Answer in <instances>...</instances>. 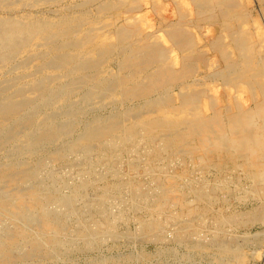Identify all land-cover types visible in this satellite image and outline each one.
<instances>
[{
	"label": "rangeland",
	"instance_id": "obj_1",
	"mask_svg": "<svg viewBox=\"0 0 264 264\" xmlns=\"http://www.w3.org/2000/svg\"><path fill=\"white\" fill-rule=\"evenodd\" d=\"M28 1L31 2V0ZM28 1H25L28 4L27 6L25 2H22L19 3L20 6L19 4H15V7L13 5L12 8H0V20L26 18V20H31L32 22L46 20L57 24L62 18L65 19L66 16L70 19H77V17L80 18L84 15H94L104 8L103 5H105V8H111L119 5L124 0H56V3L54 0L39 4V7L37 5L35 6L33 2L29 3ZM145 1L141 3L139 12L146 15V19L149 16L151 21H153L155 28L152 31L153 37L151 36L150 38L156 39L157 37L163 36L166 31V28L164 27H167L166 24L169 25L170 20L166 15L168 14L166 10H168V12L170 10L174 12L177 9V4L174 1L166 2L164 0ZM235 1L237 2L236 4H240L243 7L244 18L242 20V26L249 32L251 46L253 49L256 48V61H264V0ZM187 2L188 5L194 9V4L189 0H187ZM29 4L33 5L30 6ZM21 5H24L25 7ZM245 11L247 13H245ZM110 14L111 16H116L117 11L113 9L110 11ZM203 27L205 28L204 25H201L199 28H197L199 30H197L196 33H200L204 29ZM188 28L189 31H196L194 27ZM144 35H146V40L150 33L143 34L141 38ZM133 42L134 41H132L131 44ZM133 45L134 43L131 46ZM123 46L125 48L127 47V50H130L128 49L129 46L127 44H124ZM123 46L115 48L109 59H106L108 62L104 61V64L106 62L107 63L105 67L101 69V71L104 70V76L100 77V79L98 76L96 77L94 75L96 69L99 71V68L97 67H90V70L88 67L89 71L86 67H77V69H80L79 71L77 70L78 76L76 75V72L73 73V76H69V67L57 69L46 66L45 68L46 63L50 61L55 55L53 52L46 53L45 51V54L41 53L40 55V62L37 61L35 63L37 66L30 64L28 69H23L20 66H16L18 65L17 62L19 59H14L9 65L6 66L7 68L3 67L1 69L3 72L0 71V85H2L0 86V120L8 115V110L11 109L12 111L14 110L16 112L13 111V114L9 112V121H7V123L5 122L0 128V176L3 175L0 177V200L6 201V196L11 197L12 193L16 192L17 194L19 193L25 196L23 197L20 195L24 202L27 203L31 201L27 204L34 205L36 207H29L28 213L31 218L27 220H22L19 218L16 219L11 216H0V264H264V197L254 198L252 195H250L251 197L248 195H245L243 198L240 197L237 193L242 187L245 186L236 182V175L233 171L228 170L229 167L227 165L226 170H222V168H225L223 163L217 165V168L215 167L216 165L213 164V168L211 167L210 170H208L209 173H206L205 181H203L205 182V188L207 190H212L211 192H213L215 196H213L211 200L208 199L205 201H199L187 194L185 197L186 200H184L185 206H181L176 203V205L170 206L164 215H162L160 219L157 220L160 225L158 229L151 228L149 231L142 229L139 222L146 216H143L144 214L139 213L138 211L132 212L130 209H125V214H120V209L122 208L119 205V202H115L114 200L104 203L103 206L105 207L103 209L105 210L100 214L94 213L92 210V207L95 206L94 204V206L92 205L93 200L96 199L94 198L96 197L95 193L98 194L100 191L105 189V186L107 187L108 185L111 186L110 189H112V192L115 194L122 192L123 201L128 200L129 191H119L124 188V186L121 188V185L124 184L123 182L126 178V174L128 176L137 174V172L139 173L137 180H139L142 185L140 190L142 192L147 193V190H152L156 186L154 182L155 180L150 181V179L152 180V177H149L150 175L140 173L141 168L143 167V164L139 159L141 154L144 152L142 148L141 150L139 149L136 151V154L117 152L115 153L116 155L114 154L115 156L113 159L104 161L103 158H105V153L110 150L111 146L109 140L104 138L101 139L100 137V135L103 133L102 130L107 129V127L105 128L104 126L107 125L108 127H111V124L116 120L128 123L132 119L141 118L142 116H146L148 113H150V111H152L154 107L158 106L159 104H164L167 102H174L173 104L176 105L180 104L188 96L195 92L194 84L198 85L201 90H205V95L208 94L207 91L209 87L217 86L224 88L227 86L224 89L229 91V94L231 95L232 93H236L235 90L237 85L242 82L236 75H233L234 77L231 75V77H233L232 80H234L228 85L226 84L228 77H226V75L219 76L217 74L219 72V68H217L216 65H212L214 68L210 70L208 66L205 65L206 69L203 73L200 72L194 76L192 75V77L189 79L179 78L178 80L176 79L178 77H175L173 81H167L166 83L168 84L165 83L164 79H161L162 81L158 83L160 86H157L155 91L152 92L146 90V88H148L151 84V78L149 77L146 78L145 81L147 80L146 82H148L149 79L150 83L142 84V88H146H143L144 90L141 89L139 91L134 90V95H132L133 92H130L129 95L123 97L120 95V91L116 89L112 92V94H115V96L111 97V99L107 100L105 96V100L103 98L101 99V95L104 94L103 90H106L108 86H111L112 84L120 82L117 80H123L124 77H127V71H132L126 70L124 65L126 63L129 64L136 55L128 53V56H126L127 54H123ZM78 49L83 52V55L80 56L77 61V63L80 62L78 65H85L84 63L87 64L89 62L88 64L92 63L93 66V60H96V58L100 55L97 54L100 52L97 51L96 53V51L92 50V48H87L84 46H81V48L77 49L68 48L66 50L70 54L76 55L78 52L76 50ZM84 49L87 54L85 53ZM120 49L122 52H120ZM49 53L51 54L49 55ZM47 56L49 58H47ZM89 57L91 58L89 59ZM121 58H123V61ZM124 61L126 63H123ZM175 71H177V69L173 70L172 72ZM53 75L55 78L53 77L52 80L51 77ZM81 76H83L84 79L86 78V80L88 79L89 81H92V78H98V83L94 81L97 85H95L94 82H89L90 84L87 83V85H81L79 82L84 80ZM68 79L70 82H68ZM45 80L49 82V84L43 85V82L46 83ZM8 82L13 84H9V86L7 84L4 88L3 86H5V84ZM101 82L102 86L99 88ZM220 82L221 84L223 83L221 86L219 85ZM165 85L168 86L166 87ZM188 86L190 87L188 88ZM39 87L43 89L41 90ZM63 87L67 90H65ZM26 88H28V90ZM45 88H47V90ZM17 89H21L22 91H18ZM25 89L27 91H32L26 92ZM87 89L90 91L91 89H94V100L91 102H86L87 98L85 95L88 91ZM37 91L42 92L43 94H39ZM101 91H103V93H101ZM163 91L165 92L163 93ZM92 92L93 90L91 93ZM147 92H149V94ZM88 93L90 92L88 91ZM46 95L49 96L47 97ZM97 95H99V97ZM51 96L52 98H50ZM58 96L60 98H58ZM25 97L27 98L25 99ZM75 98H78V100ZM160 98L162 100L165 98L167 101L165 99L162 101ZM24 100L28 101V105H26L27 107L23 105L26 103L23 102ZM52 100H56V103H52ZM11 102H13V104L14 102H19L20 105L21 102H23L21 105L22 107H19L20 105H17V103L12 105ZM6 103L7 106L8 104H11L12 106L10 105L8 108H6ZM1 104L4 105V107ZM101 104L103 106H101ZM13 107H15V109ZM4 109L6 111H3ZM47 113H49V116ZM111 121L113 122L110 123ZM27 127L29 128L27 129ZM98 127H100V130ZM102 127L104 128L102 129ZM98 136L99 138H95ZM166 157L167 156L165 155V162H163L164 160L162 159L160 163L157 162L155 165L156 167H159L166 164V167L162 170V173L161 171L158 172L157 169L154 170L153 175L160 173L158 176L163 178V176H178L181 174L184 179H178L177 183L180 189L185 190V183H190L193 187L196 186L199 181H201L198 175L200 169L193 165L195 164L194 156L192 157L191 161H189L187 154H179V158L182 161L180 163L173 159L167 160L165 159ZM226 157L227 156L225 153H221L218 156V158L223 161L226 159ZM88 165H94L93 168L91 167L92 169L90 168L91 173H88L90 178L89 180L93 182L91 185L92 188H88L89 190L86 192V198L84 197L85 199L82 200V202H76L78 205L74 210H76L75 213L77 214L72 213L73 215H70L68 209H64L65 207L58 203L57 199L71 194L74 187L79 184V181H81V183L85 182V180L87 181L88 178L85 173H87L86 170L89 167ZM134 167H138L139 169ZM218 169L222 170L220 174L216 172ZM12 179L18 180V184L16 183L14 186L15 188L9 185V182ZM25 180L26 182H24ZM21 183L23 184L21 185ZM63 184L66 187H63ZM201 184L204 185V183ZM102 187L104 188L101 189ZM56 188L59 189L56 190ZM68 188L70 190H68ZM54 189L55 191L60 192L62 196L60 197V194L58 192L56 193ZM8 191L9 193L7 194L6 192ZM50 193L54 194L57 199H54V201H49L48 198L45 199V196L49 195ZM32 195L33 197H36V200L35 198H31ZM97 198H99V196ZM86 199H88V201ZM87 202L90 204L89 206H87ZM41 208L43 210H41ZM197 209L199 211L196 212ZM119 214L125 219L120 220L118 218L112 226V230L106 232L107 230L105 227L100 226L105 221L107 216L110 219L111 217L114 219L115 217H118ZM167 214L170 215V217H167ZM48 217H50L51 220L53 219L52 225H54L59 232L58 237H56V241H58V243L55 247L46 244L44 240L46 239L45 237L48 236V231L46 232V230L43 229V226L44 223L49 219ZM84 223H89L90 226L95 224V229L90 231V235H96L93 237H86V235L81 234L82 226L85 225ZM190 225L194 226L193 233L192 231L188 230V235L185 236L183 232H180L181 227H190ZM4 226L6 228H4ZM34 238H36L35 240L39 242L38 244L41 246L37 247L38 251L37 249L30 251L32 253L30 254L29 251H25V240L28 242ZM5 241L7 243H10L11 241L17 242L15 248H3L2 244L4 245ZM19 246L21 247L19 248ZM9 248L10 250L13 248L10 253Z\"/></svg>",
	"mask_w": 264,
	"mask_h": 264
},
{
	"label": "bare ground",
	"instance_id": "obj_2",
	"mask_svg": "<svg viewBox=\"0 0 264 264\" xmlns=\"http://www.w3.org/2000/svg\"><path fill=\"white\" fill-rule=\"evenodd\" d=\"M25 1H28V0H0V8H6V9L9 7L12 8L13 5L15 7V4H19ZM48 1L51 2L54 0H31V2H33V4H35V6L37 5L38 7H39V4H43L44 2L47 3ZM144 1L145 0L143 1L142 0H124L119 5L115 7H111V8L109 7L105 8V5H103L104 8L102 7L103 9L97 12V14L84 15V16H81L80 18L76 16L77 19L76 18L70 19V18H67L66 16L65 19L62 18L61 21L57 24L51 23L46 20L32 22L31 20L30 21L26 20V18L25 19L14 18V19H8V20H0V71L3 67H6L7 65H9L10 62L14 59H19V61L17 62L18 65L16 64L15 65L20 66L23 69H28L29 68L28 66L30 64H34V66H37L35 63L39 61L41 53H44L45 51L46 53L53 52L55 54L54 57L51 58V60L46 63L45 68L46 66L54 67L57 69L58 68L63 69V68L69 67L70 69L68 71L69 76H73V73L76 72V75H77V70L78 71L80 70V69H77V67L78 68H81V66L83 68L86 67L87 70H88V67H89V70H90V67H94V68L97 67L99 68V71L98 69H96L95 70L96 72L94 75L96 77L98 76L100 79V77L104 76V70L101 71V69L105 67L106 63L108 62V60L106 59H109V57L111 56V53L113 52V50H115V48L123 46L124 44H127L129 46L128 49L130 50H127L126 49L127 47L125 48L123 46L122 48L124 50L123 54H127L126 56H128V53H131V54H135L136 56L134 57V59H132V61L129 64H127L125 61L123 63L127 64V65L126 64L124 65L126 70H132V71H127L128 72L127 77H124L123 80L121 79L117 80L120 82L116 84H112L111 86H108L107 89L105 88L106 90H103L104 94L101 95V99L102 98L104 99V96H105V98L108 100V99H111V97L115 96V94H112V92L116 89H118L120 91L119 92L120 95L124 97V96L129 95L130 92H133L134 90L139 91L143 88H146V87L142 88V84L144 83L149 84L150 83L149 79H148V82H146L147 80L145 81V79L149 77L151 78V84L148 88H146V90H149V92L150 91L152 92V91H155V88L157 86H160L158 83H160L163 79L165 83L167 81H170V82L173 81L175 77H178L176 78L178 80L179 78L189 79L192 77V75L194 76L196 74H199L200 72L203 73L204 70L206 69L205 65L208 66L209 70L214 68L213 66L216 65V67L219 68L218 69L219 72L217 74L219 76L226 75V77H228L226 84L229 85L230 83L233 82L234 80V79L232 80V78L234 77L233 75H236L242 81L241 83L237 85L235 94L232 93L230 95L229 91L224 89L227 86H225L224 88L212 86V87H209L207 91L208 94L205 95L204 93L205 90L204 91L203 89L201 90L198 85L194 84L195 92L191 94L190 96L187 95L188 97L182 103L179 102L180 104H177V105L173 104L174 102L173 103L167 102L164 104L158 103L159 105L157 104L158 106L154 107V109L150 111V113H148L146 116L144 115L141 118L132 119L128 123L117 121V120L115 122L111 121L110 123L113 122L111 124L112 125L111 127H108L107 125L104 126L105 128L107 127V129L102 130L103 133L100 135V137L101 139L104 138L106 140H109V143L111 144L110 150L107 153H105V158H103L104 161L113 159L114 156L116 155L115 153L117 152L118 153L123 152L126 154L128 153L136 154V151H138L139 149L141 150L142 148L144 152L141 154L139 159L142 162L143 167L141 168L140 173L150 175L149 177L150 178L152 177V180L150 179V181L155 180L154 182L156 186L152 190L150 189L147 190V193L142 192L140 191L142 185L140 181L137 180V176L139 175V173L137 172V174L128 175V176L126 174V178L124 179V182H123L124 184L121 185V188H123V186L124 188L119 191L120 192L122 190L129 191L128 200L123 201L122 192L119 194H115L114 192H112V189H110L111 186L108 185L107 187L105 186V189H103L104 187H102L101 189L103 190L100 191L98 194L95 193L96 197L94 198L96 199H94L93 203L92 202L91 203L92 205L94 204L97 207L93 205L94 207H92V210L94 211V213L100 214L102 211L105 210L103 209L105 207L103 206V204L106 203L107 201L114 200L115 202H119V205L122 208V209L119 208L120 214H125L124 213L125 209H130L132 210V212L138 211L139 213H143L144 214L143 216H146L144 219H142L139 222L140 227L142 229L147 230V231H149V229L151 228L158 229L160 225L157 220L160 219L162 215H164V213L167 211V209H169L170 206L176 205V203H178L181 206H185L184 200H186L185 197L187 194L190 197L196 198L199 201H205L208 199L211 200L213 196H215L214 193L211 192L212 190H207L205 188L206 187L205 182L203 181H205L206 173H209L208 170H210L211 167L213 168V164L216 165L215 167L217 168V165H219L220 163H223V165H225V168L224 169L222 168L223 171L226 170V165H227L229 167L228 170L233 171L234 174L236 175V179H237L236 182L241 183L243 186H245V187H242L240 191L237 193L240 197L243 198L245 195H248V196L252 195L254 198H263L264 197V61H259V62L256 61V58H257V56L255 55L256 48L253 49V47L251 46L249 32L242 26L243 24L242 20L244 18L243 7L240 4L239 5L236 4L237 2L235 0H189L194 4V9H192L188 5L187 0H164L166 2H169V1L176 2L177 9L176 10L174 9L175 10L174 12L172 10H170L169 12L168 10H166L168 13L166 15L168 16L170 20L169 25L166 24L167 27H164L166 28V31L163 34V36L157 37L155 35L157 38L152 39L150 37L151 36L153 37L152 31L155 28L154 23L153 21H151L149 16L146 19V15L141 14L139 12L141 3ZM54 2L56 3V0ZM25 3L27 6L28 5L27 2ZM111 3L113 4L112 1ZM21 6L25 7L24 5H21ZM113 9L117 11L116 16H113V15L111 16L110 14V11ZM245 13L247 12L245 11ZM201 25H204L205 28L203 27L204 29L200 33L197 34L196 33L197 30H199L197 28H199ZM188 27H192V28L194 27L196 31L195 32H193L192 30L189 31ZM145 33L147 34L150 33V35H148V38L146 40H145L146 35H144L141 38V36ZM132 41H134L133 46H131L133 44V43L131 44ZM81 46L92 48V50H95L96 53L97 51L100 52V53H97L100 55L96 58V60L92 58L95 60V61L93 60V63H94L93 66H92V63L88 64L89 62L87 64L84 63L85 65H78L80 64V62L77 63V61L79 57L83 55V52L80 51L79 49L76 50L78 51L76 55L70 54L66 50L68 48L69 49L81 48ZM120 52H122V50ZM50 54L51 53H49V55ZM47 58L49 57L47 56ZM90 58L91 57H89V59ZM121 60L123 61V58H121ZM82 61L85 62L84 60ZM104 61H107V62L104 64ZM175 69H177V71L172 72ZM231 75L233 77H231ZM53 77L54 75L51 77V79ZM81 77L84 79L83 76ZM97 79L92 78V81H89L88 79L86 80L85 78L83 81L81 80L82 82H79V80L78 82L81 83V85H87V83L90 84V83H93L94 81L97 82ZM68 82H70V80ZM7 84L9 86V84L12 85L13 83L8 82L3 87L5 88ZM42 84L47 85L49 84V82L46 81V83L43 82ZM94 84L97 85L95 82ZM222 84L220 82L219 85L221 86ZM100 86H102V82H101V85H99V88ZM78 87H79V84H78ZM189 87L190 86H188V88ZM26 89L28 90V88ZM39 89L41 88L39 87ZM45 89L47 90V88ZM27 90L26 92L32 91V90L31 91H27ZM92 90L93 92L91 93ZM18 91H22V90L19 89ZM88 91L90 93H88ZM88 91L86 92V95H85V97L87 98L86 102L87 101L91 102L94 100V89H91V91L90 90ZM103 91H101V93H103ZM149 92L147 93L149 94ZM164 92L165 91H163V93ZM38 93L43 94L42 92H38ZM59 93H60V90H59ZM99 95L97 96L99 97ZM132 95H134V92ZM59 96L58 98H60ZM26 98L27 97H25V99ZM50 98H52V96ZM165 98H163V100ZM75 99L78 100V98H75ZM182 99H183V96H182ZM80 100H81V97H80ZM21 101H22V98H21ZM55 101L52 100V103ZM19 102L18 103L16 102L17 105L19 104ZM23 102L24 103L26 102L25 104H23L24 106L28 105L27 104L28 101L24 100ZM23 102H21V105ZM16 103L14 102V104ZM11 104L14 105L13 102H11ZM10 105L8 104V106ZM21 105L19 107H22ZM2 106L4 107V105ZM6 106H7V103H6ZM8 106L6 108H8ZM101 106L103 105L101 104ZM13 108L15 109V107ZM10 110L8 111L12 114L16 112L14 110H13L14 112ZM3 111H6V110L4 109ZM9 112L5 118L0 120V128L4 125L5 122L7 123V121H9V118H10ZM67 113H70V112H67ZM47 114L49 116V113ZM1 115H4V114H1ZM37 121H40V120H37ZM104 127H102V129ZM28 128L29 127H27V129ZM98 128L100 130V127ZM94 136H97V135H94ZM95 138H99V136ZM221 153H225L227 156L226 159H224V161L218 158V156ZM179 154H187L189 161H191L192 157L194 156L195 164L193 163L191 164L195 165L198 169H200V172L198 175L202 182L199 181V183H197L196 186H193V187L191 186L190 183H185L186 190L180 189L178 187L177 180L184 179V177L181 174L178 176H175V175L163 176V178L161 176H158V174L160 173H156L157 175H153L154 170L158 169L157 171L158 172L161 171L162 173V170L166 167V164L159 166V167L155 166L157 162L160 163L162 159L164 160L165 155L167 156L165 158L167 160L173 159L179 163L182 162L181 159L179 158ZM163 162H165V160ZM94 165H97V164H94ZM94 165H90V166L88 165L89 167L86 170L87 173H85L88 178L87 181L85 180L86 178L84 179L85 182L83 183L79 181V184L75 186L74 189L72 188L73 190L71 194H68V196H65V197H61L62 194H60V192L58 191H55L54 189L56 193L58 192L60 194L59 196L61 198L58 197L59 199H57V197L54 196V194L50 193L49 195L45 196V199L48 198L49 201L50 200L54 201V199H57L58 203L64 206L65 207L64 209L66 210L68 209L70 215H73L72 213L76 212V210L74 209H76V206L78 205L76 204V202L78 201L82 202V200L86 198L85 197L86 192L92 188L91 185L93 182L89 180L90 178L88 176V173H91V169L94 167ZM134 168H138V167H134ZM222 170L218 169L216 170V172L220 174ZM17 182L18 180L12 179L9 182V185L11 187H14ZM24 182H26V180ZM201 183H204V185ZM22 184L23 183H21V185ZM64 184H63V187H66L64 186ZM58 189L56 188V190ZM68 190L70 189L68 188ZM6 193L8 194L9 191ZM20 195L21 194L19 193L17 194L16 192H13L11 197L6 196L7 198L6 201L0 200V216H5V217L11 216L16 219L19 218L22 220L23 219L27 220L31 218L28 213L29 207L34 208L36 206L27 204V203H30L31 201L27 203L24 202L23 198L20 197ZM98 196L99 198H97ZM31 198H35L36 200V197L35 196L33 197V195ZM86 200L88 201V199ZM89 205L90 204H88L87 202V206ZM41 210L43 209L41 208ZM197 211L199 210L197 209L196 212ZM119 215L118 217H115L114 219L111 216H110L111 219L108 218L107 216L105 221L102 224L100 223L101 225L100 224L99 225L101 227H105V229L107 230L106 232H108L109 230H112V226L114 225V223L116 222L118 218L120 220L125 219L122 215L120 216ZM167 217H170V215L167 214ZM48 218L49 219L44 223V226H43V229L46 230V232L48 231L47 232L48 236L45 237L46 239L44 240L46 244H49L50 246L55 247L58 243V241H56V237H58L59 232L57 231L58 229H56V227L52 225L53 219L51 220L50 217ZM94 225L92 224L90 226L89 223L85 224L84 226L81 225L82 226L81 234L86 235V237H90L91 236L90 231L92 229H95ZM193 227L194 226H191V225L190 227H184V228L181 227L180 232L181 233L183 232V234L186 236L188 235V230L192 231V233L194 232ZM4 228L6 227L4 226ZM94 235H92L91 237H93ZM35 239L36 238L31 239L28 242H26L25 240L26 244L25 243L24 244H25L26 250L24 248L23 249L25 251H29L30 254H32L30 251H33L35 249H37L38 251L37 247L41 246L38 244L39 242H37ZM16 243L17 242H13V241H11L10 243H7L5 241V244L4 245L2 244V246L3 248L4 247L5 248L14 247L15 248ZM20 247L21 246H19V248ZM11 250L9 248V253ZM13 251H17V250H13ZM26 253L29 254L28 252Z\"/></svg>",
	"mask_w": 264,
	"mask_h": 264
}]
</instances>
